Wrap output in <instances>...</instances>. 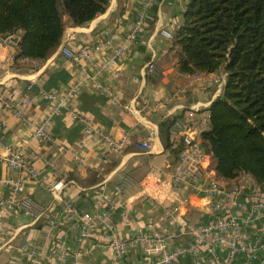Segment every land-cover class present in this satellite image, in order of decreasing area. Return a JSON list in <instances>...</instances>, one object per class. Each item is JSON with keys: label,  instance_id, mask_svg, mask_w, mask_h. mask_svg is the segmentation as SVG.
I'll return each mask as SVG.
<instances>
[{"label": "crops", "instance_id": "0c3cea01", "mask_svg": "<svg viewBox=\"0 0 264 264\" xmlns=\"http://www.w3.org/2000/svg\"><path fill=\"white\" fill-rule=\"evenodd\" d=\"M185 6V0H155L146 14L141 35L130 43L121 60L109 68L103 65L113 50L125 43L141 10L140 0H110L106 11L92 21L80 26L67 24L61 44L44 61H26L15 68L8 60L14 49L10 51L0 43V92L8 87L17 105L26 97L31 100L23 117L0 102V152L5 151V145H11L44 176L43 182H38L0 160V198L10 194L3 185L5 178H22L24 195L31 196L45 209L39 219L17 208L0 211V264H69V257L63 259L61 254L64 248L70 254L81 252L80 264L156 263L163 250L160 241L133 242L123 255H118L108 245L109 236L116 233L132 239L141 231H157L167 239L168 249L175 250L194 241L195 226L221 214L217 205L222 202L209 203L206 198L169 184L174 156L165 149L159 136V124L165 117L181 115L193 108L198 110L193 124L198 125L201 113L222 91L206 78L195 80L180 73L171 40L161 33L163 29L175 31ZM112 36V44H104ZM97 45L99 48L95 49ZM83 47L91 49L90 60L80 55ZM150 59H154L160 71L157 79L145 74L144 67ZM73 82L78 84V93L72 106L54 116L55 140L40 141L33 136L35 127L51 113L53 102L39 94L38 89L64 96ZM95 82H109L115 97L101 93ZM30 83H34L31 89ZM76 112L88 118L92 127L116 139L130 131L129 144L123 151H113L99 136L84 133L82 123L74 118ZM143 138L150 141L151 149L137 147L136 141ZM128 177L132 184L114 194L115 186ZM156 177L165 179L167 184L160 189L159 200L152 201L145 198L143 189L149 182L150 190L155 191ZM59 180L67 185L62 198L56 200L50 187ZM223 181L228 187L242 184V199L251 204L253 189L248 186L247 175ZM106 193L108 199L104 198ZM177 201L181 204L179 214L183 218L186 213L188 219L189 229L184 234L164 211V205L172 206ZM67 202L79 213L111 211L112 229L95 223L89 228L88 237L78 242L79 215L66 212ZM249 230L252 240L264 238V216ZM100 243L103 246L97 247ZM199 251L210 259L206 245H200ZM227 255L228 248L224 246L209 264H221ZM245 257L240 255L234 264H247ZM174 264H197V258L184 252Z\"/></svg>", "mask_w": 264, "mask_h": 264}, {"label": "trees", "instance_id": "16d2710c", "mask_svg": "<svg viewBox=\"0 0 264 264\" xmlns=\"http://www.w3.org/2000/svg\"><path fill=\"white\" fill-rule=\"evenodd\" d=\"M109 1L0 0V36L18 39L13 67L46 60L61 44L67 24L92 21ZM185 1L170 39L178 71L225 74L220 95L206 109L210 123L202 144L219 178L249 174L264 194V0ZM178 116L159 124L160 139L174 162L183 150L171 132Z\"/></svg>", "mask_w": 264, "mask_h": 264}, {"label": "built area", "instance_id": "2783aa9c", "mask_svg": "<svg viewBox=\"0 0 264 264\" xmlns=\"http://www.w3.org/2000/svg\"><path fill=\"white\" fill-rule=\"evenodd\" d=\"M142 2L141 10L138 12L135 21L131 24L130 31L126 35L125 43L117 46L113 50V54L109 61L103 67L109 68L112 64L118 63L125 55L130 47V43L134 42L139 35H141L144 27L146 14L155 0H140ZM183 1V0H179ZM161 33L168 39H172L173 32L167 29L161 30ZM108 38L104 44L111 45L112 39ZM17 37L9 34L5 37L0 36V43L6 46L10 51L17 46ZM97 45L95 49H98ZM167 53V51H164ZM80 55L85 59H91V49L83 47L80 49ZM9 61L14 60V53L9 55ZM145 74L151 78L157 79L160 76V71L156 67L154 59H150L145 64ZM195 80L206 78L211 85H217V88H222L225 83V74H194L192 75ZM97 90L106 94L109 97H115L114 89L109 82H95ZM34 83H30L29 88H33ZM39 94L44 96L48 101L53 102L51 113L46 116L35 127L34 137L43 142H53L55 137L52 132V124L54 116L67 109L69 111L74 99L78 93V84L73 82L67 89L64 96H59L53 91H47L43 88L38 89ZM0 102L6 108L12 109L14 113L23 117L26 113V108L31 104L29 97L24 99V102L17 105L13 99L12 91L8 87H4L0 92ZM198 110L196 108L190 109L184 114H181L176 119L171 132L175 143L182 142L183 150L180 153L179 159L171 167L169 172V184H172L181 189H185L191 195H199L206 198L209 203L212 201H220L222 204L217 205L218 211L221 209V214L209 222L195 226L194 232L196 236L188 246L178 248L175 250L168 249L167 239L159 233H148L141 231L136 238L127 239L122 238L116 233L109 236L108 245H110L118 255H123L129 245L137 241H155L161 242L163 248L161 258L156 263L149 264H174V260L179 254L184 252L191 253L197 258V264H209L212 257L219 256L220 250L227 246L228 255L221 262V264H234L235 260L240 256H246L247 264H264V238L252 240L250 236V227L253 223L264 216V194L261 193L259 184L255 179L248 176V186L253 189L251 204L247 205L243 201L244 186L242 184H235L228 187L224 183V179L217 176L212 161L211 155L205 150L201 134L209 128L210 113L205 110L201 113V117L196 122L198 125L193 124ZM74 118L80 121L84 128V133L87 135H96L103 139L113 151H123L130 141V131H126L120 139L101 131L98 128L92 127L88 118L76 112L73 114ZM137 147L143 150L152 148L150 141L146 138L136 141ZM5 151L0 152V160L7 163L13 168L20 169L32 179L43 182L44 176L41 171L30 165L22 155L16 151L11 145L4 146ZM79 161L81 158L76 157ZM163 173V171H161ZM157 189L150 190L149 182L145 183L144 196L146 199L157 201L160 198L159 191L167 184L163 178L156 177ZM132 184L131 178H125L120 184H117L113 190L114 194H119L124 189ZM4 187L9 191V196L0 198V211L8 209H19L25 215L34 219H39L44 214V207L40 206L31 196L24 195V181L22 178L7 177L3 181ZM64 180L55 181L50 190L53 197L58 200L63 196V191L66 187ZM104 198L108 199L109 194H104ZM224 203V204H223ZM180 201H177L172 206H165V215L171 223L177 226L181 234L187 233L188 219L186 216L179 214ZM223 205V207H222ZM65 210L70 215H79V233L77 241L82 242L89 235V228L95 223L105 225L112 229L111 211L102 210L98 212H82L79 213L71 202L65 204ZM111 207V209H113ZM200 245H206L210 255L202 256L199 251ZM103 245L97 244V247ZM26 248V247H25ZM61 254L63 259L69 257V264H80L81 252L69 253L67 250L62 249Z\"/></svg>", "mask_w": 264, "mask_h": 264}]
</instances>
